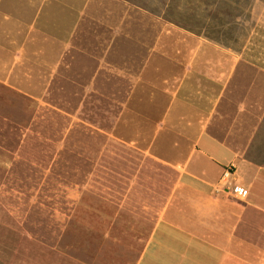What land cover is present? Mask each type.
I'll return each mask as SVG.
<instances>
[{"label": "rangeland", "instance_id": "374dc122", "mask_svg": "<svg viewBox=\"0 0 264 264\" xmlns=\"http://www.w3.org/2000/svg\"><path fill=\"white\" fill-rule=\"evenodd\" d=\"M236 80L264 0H0V264H134Z\"/></svg>", "mask_w": 264, "mask_h": 264}, {"label": "crops", "instance_id": "0c3cea01", "mask_svg": "<svg viewBox=\"0 0 264 264\" xmlns=\"http://www.w3.org/2000/svg\"><path fill=\"white\" fill-rule=\"evenodd\" d=\"M235 82L225 86L223 103L236 112L205 118L178 191L156 217L134 264H264V110L255 113L254 84L251 115H245ZM229 164L247 190L243 198L215 191Z\"/></svg>", "mask_w": 264, "mask_h": 264}, {"label": "built area", "instance_id": "2783aa9c", "mask_svg": "<svg viewBox=\"0 0 264 264\" xmlns=\"http://www.w3.org/2000/svg\"><path fill=\"white\" fill-rule=\"evenodd\" d=\"M235 173V166L233 164H229L225 166L221 177L219 178L215 191L216 192H226L227 194L236 197L243 198L247 195V190L237 184L233 178Z\"/></svg>", "mask_w": 264, "mask_h": 264}]
</instances>
